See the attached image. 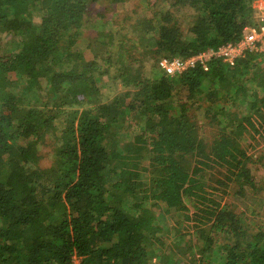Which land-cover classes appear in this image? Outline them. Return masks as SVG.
Here are the masks:
<instances>
[{
	"label": "trees",
	"instance_id": "obj_1",
	"mask_svg": "<svg viewBox=\"0 0 264 264\" xmlns=\"http://www.w3.org/2000/svg\"><path fill=\"white\" fill-rule=\"evenodd\" d=\"M127 1L0 0V264H264V226L228 202L257 192L264 60L159 67L239 41L256 0H168L117 23ZM110 73L126 90L106 101Z\"/></svg>",
	"mask_w": 264,
	"mask_h": 264
},
{
	"label": "rangeland",
	"instance_id": "obj_2",
	"mask_svg": "<svg viewBox=\"0 0 264 264\" xmlns=\"http://www.w3.org/2000/svg\"><path fill=\"white\" fill-rule=\"evenodd\" d=\"M163 1H160V3ZM159 3V0H129L126 3L122 5H117L113 9L109 10L110 16L115 17V19L119 22H123L127 17L131 18H146L153 15V7L154 8H166L168 7L169 3L168 0L165 1L162 4H159L158 6L156 4ZM260 0H257L255 2L254 6H259ZM190 12V11H189ZM188 11L178 13L177 15H187L189 14ZM192 13V12H191ZM190 19V18H189ZM116 23V24H117ZM187 22H185V25ZM78 47L80 50H82L86 54V58L92 59L93 54L92 51L88 50V37L87 34L80 39L78 43ZM152 65L147 64L146 71H151ZM104 69V68H103ZM162 71H160L161 73ZM114 73H110L109 75H103L102 83H101V93L103 94V98L106 101H112L117 95H119L122 92H125V88L119 80L115 81L113 80L112 75ZM158 75V74H157ZM149 76V75H148ZM150 77H152L150 75ZM197 119L200 122V125L202 126V136L204 138H207L209 141H213V133L215 132V129L212 130L211 127L207 126L206 123V116L204 114V111L197 112ZM244 146H248L247 143L244 142ZM48 149L42 148L43 152H46ZM250 155H253L255 157L254 159V165L252 166V172H253V178L257 185V192L256 190H251L250 188L247 190L246 196H240L239 195V188L237 185L231 186L230 191L231 195L228 198L229 204L233 207H231L232 210H235L234 213L238 215V217L243 218L245 222L250 226H255L257 224L258 226H264V141H261V144H259L255 151H251ZM50 160H47V163H50V161L53 159V157L49 156ZM45 160H43V164L46 165ZM251 166V165H250ZM238 193V194H237ZM254 195L249 197V195ZM156 210V209H155ZM154 258V257H153ZM155 259V258H154ZM153 259V260H154ZM161 264H167V263H161Z\"/></svg>",
	"mask_w": 264,
	"mask_h": 264
},
{
	"label": "built area",
	"instance_id": "obj_3",
	"mask_svg": "<svg viewBox=\"0 0 264 264\" xmlns=\"http://www.w3.org/2000/svg\"><path fill=\"white\" fill-rule=\"evenodd\" d=\"M254 7L256 9L255 23L252 27L247 28L239 41L228 43L219 48H211L185 59L162 58L159 62L160 69L166 76L177 78L198 69L209 72L211 64L214 62H222L234 67L238 59L246 58L249 54L257 55L260 61L264 60V0H260V5ZM154 262V264H161ZM71 264H85V262L82 257L75 256Z\"/></svg>",
	"mask_w": 264,
	"mask_h": 264
}]
</instances>
